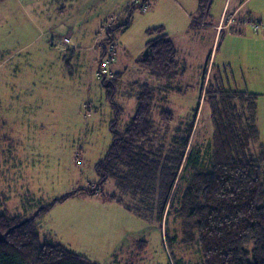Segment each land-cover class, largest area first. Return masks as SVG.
<instances>
[{
  "label": "rangeland",
  "instance_id": "1",
  "mask_svg": "<svg viewBox=\"0 0 264 264\" xmlns=\"http://www.w3.org/2000/svg\"><path fill=\"white\" fill-rule=\"evenodd\" d=\"M103 1L0 0V210L19 217L43 210L39 229L100 264H192L200 258L198 245L184 241L178 220L168 226L146 222L109 197L110 181L99 182L95 166L111 143L114 117L101 80L119 73L114 101L123 109L122 127L136 106L133 83L151 80L137 60L145 42L178 31L173 37L176 57L186 70L177 81L183 89L189 86L186 94L172 92L170 104L179 111L195 104L210 57L212 84L259 94L255 151L264 142V29L249 38L231 37L230 27L237 22L222 18L211 57V30L199 25L198 13L190 8L197 5L176 0L187 9L183 13L172 0H150L149 13L133 10L129 27L115 35L103 54L97 42L104 28L117 22L111 19L117 12ZM219 12L217 1L205 21ZM119 14L123 18L127 12ZM158 26L162 30L148 34ZM254 36L261 41L252 42ZM95 183L97 195L87 191ZM68 193L64 201L54 200ZM166 229L176 243L164 239ZM138 238L144 240L142 247Z\"/></svg>",
  "mask_w": 264,
  "mask_h": 264
},
{
  "label": "trees",
  "instance_id": "2",
  "mask_svg": "<svg viewBox=\"0 0 264 264\" xmlns=\"http://www.w3.org/2000/svg\"><path fill=\"white\" fill-rule=\"evenodd\" d=\"M197 2L199 25H205L213 0ZM150 3L134 0L123 9L125 17H114L115 25L104 28V38L97 42L103 54L115 35L129 27L133 10ZM247 23L255 33L264 29V18ZM235 27L230 29L237 31ZM160 30L151 27L148 34ZM146 48L148 53L137 60L151 80L133 83L136 106L122 127L123 109L114 101L119 73L101 80L114 117L111 143L95 166L99 182L110 181L109 197L146 222L168 226L178 220L184 241L198 245L200 258L192 264H264V142L251 150L260 141L259 94L212 84L213 64L207 74L208 63L198 100L179 111L170 99L172 92L188 91L187 83L183 89L177 81L185 64L166 33L148 39ZM95 185L87 191L97 195ZM70 194L54 200L64 201ZM42 211L19 217L0 210V264H100L39 229ZM164 237L177 242L169 229ZM143 241L137 239L139 247Z\"/></svg>",
  "mask_w": 264,
  "mask_h": 264
},
{
  "label": "crops",
  "instance_id": "3",
  "mask_svg": "<svg viewBox=\"0 0 264 264\" xmlns=\"http://www.w3.org/2000/svg\"><path fill=\"white\" fill-rule=\"evenodd\" d=\"M79 1L80 0H77L78 5H80ZM133 1L134 0H104L103 2L105 3V5L108 6V8L111 12H113V13L117 12L111 18V19H113L114 17H116V15H118L123 10L124 6L126 5V2H133ZM172 1L175 2L178 7H181V10L183 13L187 12V9H185L176 0H172ZM217 1L220 3L219 16L218 17L214 16V18L211 17V21H206V24H205L211 30V45H210L211 57H212L213 50L216 46V43L218 42L217 47L219 44V38H217L218 34H219V29L217 28V24L222 18L223 19L228 18L232 21L237 22L236 25H238V27H235L237 31L231 30L230 36L231 37L236 36L240 39H243L244 36H245L244 38H249V37H251V36H249V34L254 32L250 26V23H247L248 20L258 18V17L264 18V0H213L212 6H214L217 3ZM84 4H86V3H84ZM186 4H188V6L198 5V2H197V0H189V2ZM115 7L117 9H115ZM150 8H151V6H148L145 9L142 8L143 12L146 11V13L144 12V15L149 13ZM190 8L193 10L194 13H197V8H195V7L194 8L190 7ZM106 16H109V15L106 14ZM202 24L200 26H202ZM242 26H243V28H242ZM239 27H241V30L239 29ZM244 27H248V28H246V30H244ZM196 30H201V29L199 28ZM223 30H222V32H223ZM166 34H167V36H169V38L174 43L173 37L177 36L178 31L167 32ZM255 34L258 35L259 33H255ZM248 41L250 44V40H246L247 43H248ZM251 41L258 43L259 41H261V38L259 36H254V37H252ZM217 47H216V51H217ZM210 60H211V58H210ZM210 60H209V66H210Z\"/></svg>",
  "mask_w": 264,
  "mask_h": 264
},
{
  "label": "built area",
  "instance_id": "4",
  "mask_svg": "<svg viewBox=\"0 0 264 264\" xmlns=\"http://www.w3.org/2000/svg\"><path fill=\"white\" fill-rule=\"evenodd\" d=\"M143 8L145 9L146 7H143ZM260 23H261V22H258L259 25H260ZM258 24H255V25H254V28H255V29L258 28ZM69 40H70V39L66 37L65 40H64V42L66 43V42H68Z\"/></svg>",
  "mask_w": 264,
  "mask_h": 264
},
{
  "label": "water",
  "instance_id": "5",
  "mask_svg": "<svg viewBox=\"0 0 264 264\" xmlns=\"http://www.w3.org/2000/svg\"><path fill=\"white\" fill-rule=\"evenodd\" d=\"M147 53H148V49L146 48L142 55L145 56Z\"/></svg>",
  "mask_w": 264,
  "mask_h": 264
},
{
  "label": "clouds",
  "instance_id": "6",
  "mask_svg": "<svg viewBox=\"0 0 264 264\" xmlns=\"http://www.w3.org/2000/svg\"><path fill=\"white\" fill-rule=\"evenodd\" d=\"M137 1V0H136Z\"/></svg>",
  "mask_w": 264,
  "mask_h": 264
}]
</instances>
